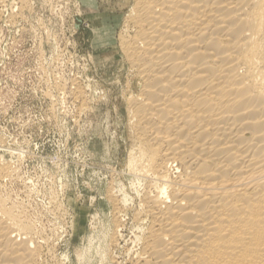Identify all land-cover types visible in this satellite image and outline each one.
Masks as SVG:
<instances>
[{"label":"bare ground","instance_id":"6f19581e","mask_svg":"<svg viewBox=\"0 0 264 264\" xmlns=\"http://www.w3.org/2000/svg\"><path fill=\"white\" fill-rule=\"evenodd\" d=\"M126 19L120 48L138 83L127 165L144 190L124 260L264 264V0H133ZM107 199L111 229L81 251L92 262L127 221L125 197ZM30 227L0 203V264H36Z\"/></svg>","mask_w":264,"mask_h":264},{"label":"rangeland","instance_id":"374dc122","mask_svg":"<svg viewBox=\"0 0 264 264\" xmlns=\"http://www.w3.org/2000/svg\"><path fill=\"white\" fill-rule=\"evenodd\" d=\"M51 1L0 0V203L30 224L36 264H129L144 190L127 165L138 83L120 48L133 0ZM110 193L127 201L123 238L92 262L81 251L111 229Z\"/></svg>","mask_w":264,"mask_h":264}]
</instances>
